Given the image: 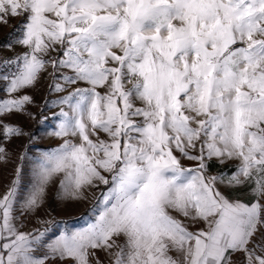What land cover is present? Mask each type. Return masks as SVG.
Returning a JSON list of instances; mask_svg holds the SVG:
<instances>
[{
    "label": "snow or ice",
    "instance_id": "1",
    "mask_svg": "<svg viewBox=\"0 0 264 264\" xmlns=\"http://www.w3.org/2000/svg\"><path fill=\"white\" fill-rule=\"evenodd\" d=\"M16 17L6 92L74 87L27 194L20 169L0 193V264H264V0H0ZM29 103L0 100V136L25 134L3 116ZM213 159L237 163L213 176ZM57 177L70 200L107 188L94 223L45 242L18 221Z\"/></svg>",
    "mask_w": 264,
    "mask_h": 264
},
{
    "label": "rangeland",
    "instance_id": "2",
    "mask_svg": "<svg viewBox=\"0 0 264 264\" xmlns=\"http://www.w3.org/2000/svg\"><path fill=\"white\" fill-rule=\"evenodd\" d=\"M20 20V17H16L9 19L7 24L0 23V75L15 71L14 67L5 68L2 64L3 60L26 51L22 46L15 44H13L11 50L6 47L9 41L20 35L18 27ZM65 74L70 73L66 70ZM52 82L53 78L48 73H41L34 86L26 87L10 96L6 92L7 81L0 79V100L19 97L24 94L32 98V103L25 105V111H13L3 116V122L19 127L25 134L9 139L0 136V147H4L9 154L6 162L0 161V193L6 191L15 178L17 169H20V190L22 194L26 195L33 182V171L37 160L43 153L57 148L62 142L52 135V132L59 123L58 114L61 107L65 111H68V107L67 105H60L58 101L62 96L67 95V91H71L74 86H68L66 92H50L49 85ZM79 86L85 87L86 85L81 84ZM177 155L179 154L177 153ZM211 162H215L223 168L215 171L208 169V174L213 176L221 171L227 172L229 169H234L237 163L229 161L221 164L216 159L208 163ZM182 163L186 168L195 167L193 161L182 160ZM60 179L61 177L55 178L48 186L45 202L38 210L20 217L18 223H22L21 231L36 235L35 230L44 232L47 229L44 240L48 242L61 233L71 234L95 222L101 210L98 199L100 193L106 191L107 186L100 184L98 187L86 190L84 198L70 200L61 195ZM221 189L225 190L223 186H221ZM233 195L247 198L245 192H236ZM19 208L20 203L18 202L16 205L17 215H19ZM40 221H46V223ZM196 227L198 225L193 226L190 230H195ZM118 242H122V238ZM43 252L44 249L41 248L36 254L43 255ZM98 255L101 259H105L102 252H98ZM239 260V256L234 257L236 264H239ZM50 264H71V261L55 260L51 261ZM105 264H107V261H105Z\"/></svg>",
    "mask_w": 264,
    "mask_h": 264
},
{
    "label": "trees",
    "instance_id": "3",
    "mask_svg": "<svg viewBox=\"0 0 264 264\" xmlns=\"http://www.w3.org/2000/svg\"><path fill=\"white\" fill-rule=\"evenodd\" d=\"M209 169H211V170H220V169H223V168H221L220 166H218L215 162H211L209 164Z\"/></svg>",
    "mask_w": 264,
    "mask_h": 264
},
{
    "label": "crops",
    "instance_id": "4",
    "mask_svg": "<svg viewBox=\"0 0 264 264\" xmlns=\"http://www.w3.org/2000/svg\"><path fill=\"white\" fill-rule=\"evenodd\" d=\"M211 170V169H210ZM212 171H215V170H212ZM198 227H199V225H198Z\"/></svg>",
    "mask_w": 264,
    "mask_h": 264
}]
</instances>
